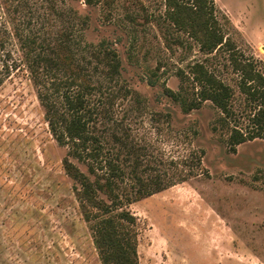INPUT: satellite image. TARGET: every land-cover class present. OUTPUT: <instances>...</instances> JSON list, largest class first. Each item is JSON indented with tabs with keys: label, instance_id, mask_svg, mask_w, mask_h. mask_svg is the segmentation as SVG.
Masks as SVG:
<instances>
[{
	"label": "rangeland",
	"instance_id": "1",
	"mask_svg": "<svg viewBox=\"0 0 264 264\" xmlns=\"http://www.w3.org/2000/svg\"><path fill=\"white\" fill-rule=\"evenodd\" d=\"M27 1L0 0V29L8 34L0 31V57L18 59L8 18L18 24ZM46 1L67 11L64 22L74 18L77 58L94 85L96 134L107 153L120 152V194L137 192L132 172L166 185L124 203L136 219L137 264H264V141L231 152L228 124L210 102L185 113L165 96L169 88L189 99L188 66L206 57L164 19V0ZM214 2L228 37L264 73V0ZM102 41L120 59L113 80L95 52ZM2 60L0 264H100L69 191L72 182L63 175L65 150L49 133L37 85L25 68L6 71ZM206 65L231 88L232 108L243 118L248 109L224 53L209 56Z\"/></svg>",
	"mask_w": 264,
	"mask_h": 264
},
{
	"label": "trees",
	"instance_id": "2",
	"mask_svg": "<svg viewBox=\"0 0 264 264\" xmlns=\"http://www.w3.org/2000/svg\"><path fill=\"white\" fill-rule=\"evenodd\" d=\"M103 2L110 4L111 0ZM90 3L91 0L86 2ZM164 8V19L192 40L206 57L188 66L187 80L193 87L189 99L176 95L169 88L163 90L165 96L179 101L185 113L210 102L219 111L222 122L228 124L227 145L231 152L244 143L264 141V73L258 62L246 58L228 37L216 16L218 10L214 0H164ZM4 9V15L8 14L7 8ZM24 9L18 24L8 18L11 37L17 43L18 59L0 57L2 67L6 71L25 68L37 85V98L49 133L65 150L61 161L63 175L72 182L69 191L77 201L78 213L87 225L100 264H137L136 219L124 208V203L145 199L166 185L161 187L159 181L152 178L141 180L132 172L137 192H133V197L120 194L124 184L120 152L107 153L104 138L96 134L93 123L97 109L90 103L94 85L88 70L77 58L74 18L64 22L62 18L67 11L46 0H28ZM224 21L229 24L226 18ZM0 31L8 38L5 30ZM95 52L108 68L110 79L117 78L121 64L112 47L102 41ZM220 52L238 76L237 89L248 109L243 118L232 108L231 88L206 65L209 56ZM10 55L7 52V56ZM149 85L153 84L149 82ZM240 119L246 120L244 126ZM114 138L118 141L116 136ZM196 160L200 167V156Z\"/></svg>",
	"mask_w": 264,
	"mask_h": 264
}]
</instances>
